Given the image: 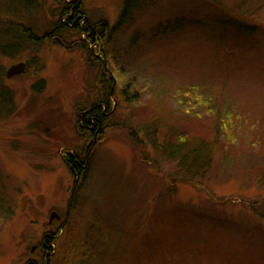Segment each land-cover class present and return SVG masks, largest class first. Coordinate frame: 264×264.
<instances>
[{"label": "rangeland", "instance_id": "1", "mask_svg": "<svg viewBox=\"0 0 264 264\" xmlns=\"http://www.w3.org/2000/svg\"><path fill=\"white\" fill-rule=\"evenodd\" d=\"M68 2L0 0L43 38L0 47V264H46L50 235L47 264H264V0H80L105 54L54 29ZM106 92V130L82 134Z\"/></svg>", "mask_w": 264, "mask_h": 264}, {"label": "trees", "instance_id": "2", "mask_svg": "<svg viewBox=\"0 0 264 264\" xmlns=\"http://www.w3.org/2000/svg\"><path fill=\"white\" fill-rule=\"evenodd\" d=\"M68 3L65 5V8L62 10V12H60L59 21L56 22L54 29H57L58 33H63L64 31H68L72 33L78 32L79 36L81 34H86L88 36V40H90L95 46H98L102 54H105L104 52H106V45H107L105 43V39H107L105 36V29H102L100 32H98L97 31L98 26L93 25L91 23V20L89 21V19L88 20L83 19L82 17L83 12L81 11L80 0H73V2H68ZM131 5H133L134 7L135 4L132 3ZM129 7L130 4L128 3L125 6V9L122 11L121 14L122 17L127 16L131 12ZM65 18L66 21L62 22V20ZM228 24L236 25L235 22L232 21H229ZM225 25H227L226 22ZM244 31L247 33L253 32L252 34L255 33L254 30L248 31L244 29ZM48 38L49 37L47 36V39ZM42 44H43V38L38 34L34 33L33 28L22 29L16 24H4L0 21V47L3 56L13 59L19 55H22L23 53H25V51L33 49V47H35L36 49H40ZM96 60L98 61L97 57ZM109 84H105L104 86L105 88H107V91H109L108 88H110V92H111L112 84L111 85ZM105 99L109 101L108 92L105 93V96L104 98L102 97L101 101L94 103L89 108V110L83 109V111L81 112L78 119H79V127H80L79 130L82 131V134L88 135L92 138H97L100 135H102L103 132L106 130L107 128L106 118L112 113V110L105 112L106 109L108 108L106 107V105L108 104L104 105L106 102ZM184 150H180L178 148L176 154ZM204 150H206L205 147H201L193 150L191 155H193L194 152L197 151L196 154L197 157L195 156L196 158L195 159L193 158L192 162L194 161H195L194 163L201 162L202 163L201 166H202L206 154ZM184 152L187 153V155H185L186 157L189 156V151H184ZM210 152H208L207 154L209 155ZM174 154L175 152L172 153V155ZM86 160L87 158L82 157V155H78L77 152L72 154L69 151H66L65 154H63V161L65 165L70 169L71 173L76 177V179H78L76 180L77 182H79L80 179L84 178L85 174L87 173L88 167ZM55 238L56 237H54L53 235L45 236L41 244L42 257L46 264L48 263V261H50L48 250H50V246L54 243Z\"/></svg>", "mask_w": 264, "mask_h": 264}, {"label": "water", "instance_id": "3", "mask_svg": "<svg viewBox=\"0 0 264 264\" xmlns=\"http://www.w3.org/2000/svg\"><path fill=\"white\" fill-rule=\"evenodd\" d=\"M27 70V64L24 62L11 66L6 72V78L8 80L23 75Z\"/></svg>", "mask_w": 264, "mask_h": 264}]
</instances>
